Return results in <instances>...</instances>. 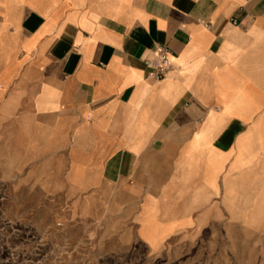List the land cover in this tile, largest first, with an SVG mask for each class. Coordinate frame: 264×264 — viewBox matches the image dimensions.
I'll list each match as a JSON object with an SVG mask.
<instances>
[{"label":"crops","instance_id":"0c3cea01","mask_svg":"<svg viewBox=\"0 0 264 264\" xmlns=\"http://www.w3.org/2000/svg\"><path fill=\"white\" fill-rule=\"evenodd\" d=\"M0 175L66 226L264 264V0H0Z\"/></svg>","mask_w":264,"mask_h":264},{"label":"rangeland","instance_id":"374dc122","mask_svg":"<svg viewBox=\"0 0 264 264\" xmlns=\"http://www.w3.org/2000/svg\"><path fill=\"white\" fill-rule=\"evenodd\" d=\"M8 181L0 175V264H228L225 241L204 240L174 250L165 245L154 251L136 237L134 226L90 231L66 226L50 207H35L33 196L18 191L17 178L15 185ZM27 199L33 208H24ZM124 232H130L127 238Z\"/></svg>","mask_w":264,"mask_h":264},{"label":"built area","instance_id":"2783aa9c","mask_svg":"<svg viewBox=\"0 0 264 264\" xmlns=\"http://www.w3.org/2000/svg\"><path fill=\"white\" fill-rule=\"evenodd\" d=\"M233 23L235 19L232 20ZM148 76L155 80L165 77L173 69L171 52L166 45H157L153 57L144 62Z\"/></svg>","mask_w":264,"mask_h":264}]
</instances>
